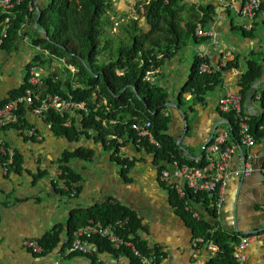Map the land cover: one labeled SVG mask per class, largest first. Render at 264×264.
Instances as JSON below:
<instances>
[{"label": "crops", "instance_id": "1", "mask_svg": "<svg viewBox=\"0 0 264 264\" xmlns=\"http://www.w3.org/2000/svg\"><path fill=\"white\" fill-rule=\"evenodd\" d=\"M125 1L117 0L114 3V9L121 13L119 15L133 11L137 5V0ZM185 2L196 12H199L197 7L201 4L215 7L212 22L203 29L217 32L218 43L213 46L208 38L188 40L183 48L159 67L160 74L155 84L166 92V102L177 103L184 115L171 105L161 110V114L169 118L167 135L178 147L180 161L198 163L212 131L217 127L228 129L218 100L226 93H238V80L246 70L241 66L246 65L250 56L264 52V1L250 32L239 29L240 21L237 18L240 19L238 13L242 0ZM224 2L228 4L227 7ZM28 31L30 33V29ZM8 48L0 50V101L7 99L9 91L24 84L26 67L37 52L30 34H22L14 46ZM201 53H205L207 59H202ZM223 56H227V62H232L235 67L228 70L219 68ZM197 58L199 62L206 60L215 72L219 71L222 80L218 87L205 93L198 102L191 93L183 91ZM60 64L53 59L52 69H47L44 77L51 71L54 73V68H60ZM261 84H264V72L253 86L252 93L259 92ZM183 100L189 104L186 105ZM249 100L252 107L248 108L246 100L244 113L252 117L260 116L258 102ZM23 106L25 118L41 139H30L23 131L14 129L0 131L1 144L19 152L22 157V170L18 174H4L0 160V264H93L95 259H99L100 264H130L131 258L125 253L99 252L93 244V260L82 254H67L69 221L79 216V212L107 201L129 209L141 220L142 229L137 234L149 250L159 252V264H207L211 253L203 247L193 246L196 233L191 218L174 207L167 188L159 180L162 170H172L170 158L157 156L153 146L148 149L138 140H128L127 135L122 138L106 137L107 141L116 140L119 145L123 143L117 151L115 146L104 145L97 140V135L91 131L80 133L70 141L66 137L56 136L51 125L44 122L43 116H34L26 105ZM77 116L75 112L70 122ZM77 149L91 150L93 157L90 160H69L67 166L77 176L79 185L77 197L70 199L60 192V183L55 178L63 154ZM240 149L254 160V170L245 178L240 174ZM240 149L235 146L229 164L232 174L226 180L224 203L215 219L209 207L197 205L203 221L232 238L241 233L264 231V135L253 146L242 145ZM123 157L131 161L128 163ZM121 160L123 163L120 164L118 161ZM124 165L129 167L126 169ZM35 178H39L36 183ZM53 230L58 231L60 237L55 249L37 255L23 247L24 240L38 241ZM245 254L248 264H264V241L250 242Z\"/></svg>", "mask_w": 264, "mask_h": 264}, {"label": "trees", "instance_id": "2", "mask_svg": "<svg viewBox=\"0 0 264 264\" xmlns=\"http://www.w3.org/2000/svg\"><path fill=\"white\" fill-rule=\"evenodd\" d=\"M32 4L33 0H23L15 7L6 38H2L3 21L6 14L0 9V50L8 48V46L9 48L13 47L20 35L30 34L32 45L34 48L39 47V50L32 62L27 65V72L34 64L44 68L49 66L53 59L63 60L59 68L62 74H48L42 78L43 89L33 88L36 94L35 104L38 105L39 101L48 94L62 96L69 94L74 102L84 104V110H76L78 116L72 118L69 127L64 126L65 117H60L53 111L44 114V122L51 125L52 132L56 136H63L71 141L78 134H86L91 131L97 135V140L104 145L115 146L117 151L123 143L119 145L116 140L107 141V136L122 138L127 135L128 140L136 141L138 138L136 132L131 128L132 124L148 121L151 124L150 132L161 146L160 149L154 147L156 155L170 158L171 162L172 159H175L183 163L178 156V147L167 135L169 118L161 114L167 94L156 84L150 85L145 82L143 76L152 63L159 68L165 60L170 59L183 48L188 40L198 41L199 39L194 35L195 29L198 24L207 27L212 22L215 7L210 4H201L197 7L199 12H196L186 4L185 0H144L142 9L147 31H143L137 21L130 18L129 23L120 29L126 35V40L114 44L108 39L101 21L102 16H106L107 23L105 24L112 26L111 18H108L110 14L115 13L112 0H47L44 8H41V4H39L37 6L39 8L37 29L46 32V36L32 29L38 18L37 8L34 7L33 10H30ZM223 4L228 6L225 2ZM139 9L137 10L139 11ZM261 11L262 6L257 14H260ZM238 15L240 16L239 13ZM182 16H186V18H182ZM241 24L239 29L243 31ZM28 29H30V33ZM252 56L247 59L246 70L241 74L237 85L243 109L248 97L252 100L255 99L259 104L260 116H250L249 120L250 133L254 141H259L264 135L262 131L264 126V88L252 94L251 91L263 75L264 52L254 55L257 59H252ZM203 61L206 62V60ZM199 63V59H195L192 74L183 90L191 93L197 102L201 101L205 93L212 91L222 83L219 71L199 74L197 72ZM68 66L73 67L74 72H71ZM231 67H235V64L227 62L224 69L228 70ZM117 72H121V75H117ZM28 86L26 75L24 84L18 89L9 91L7 99L0 101V108L8 101L20 98ZM23 105V103L19 104L17 124L2 128L0 131L14 129L21 132L22 129L33 128L25 118L26 110ZM223 115L228 123L230 136L236 140L237 125L233 113ZM141 145L148 149L151 148L144 140ZM0 149L6 151L8 148L2 143ZM92 157L93 152L84 149L63 154L59 161L60 170L64 174H62V179L65 180L68 190L60 189L61 193L68 196L71 184L78 182L77 176L67 166L69 160L75 158L90 160ZM6 158L7 156L1 155L0 152L1 162ZM118 162L123 163L122 160ZM185 164L201 167L204 161L201 160L198 163L190 161ZM21 166V154L15 151L11 167L12 173H20ZM39 178H35L34 182ZM167 190L174 207L183 212L182 201L178 199L175 192L168 188ZM77 192H79V187ZM187 198H190L198 206L200 204L208 206L209 201L205 194L196 196L190 194ZM79 213V216H73L74 218L69 221L68 247L71 243L72 233L85 226L89 220L108 225L116 220L128 218L124 228L120 230V234L125 239L132 236L131 241L141 254L148 256L153 253L160 256L156 249L149 250L139 238L137 233L142 229L141 220L129 209L107 201ZM191 222L196 236L203 237L207 242L211 241L218 249L207 264H236L233 259L234 248L232 245L238 241L237 237L232 238L221 230L212 229V225L203 220L196 222L191 219ZM38 243L42 247V254L55 249L60 243L59 232L53 230L46 233L38 240ZM92 244L99 252H123L124 255L131 258L130 264H139V260L126 248L114 250L107 240L98 237L92 240ZM89 257L92 260L94 258L93 256Z\"/></svg>", "mask_w": 264, "mask_h": 264}, {"label": "built area", "instance_id": "3", "mask_svg": "<svg viewBox=\"0 0 264 264\" xmlns=\"http://www.w3.org/2000/svg\"><path fill=\"white\" fill-rule=\"evenodd\" d=\"M22 1L23 0H0V9L3 10L4 14H6L3 21L4 27L2 29V38L7 37V29L11 21V16L13 15L12 12ZM263 1L264 0H242L239 17L243 20L241 24L243 31H252L258 17L257 12L262 6ZM38 5L39 3L37 4L36 0H33L30 10H33L34 7L37 8ZM36 11L38 16V9H36ZM33 29H35L34 24ZM194 35L197 38H208L213 46H216L218 43L217 32L213 30L205 31L200 24L197 25ZM35 50L38 51L39 47H35ZM200 56L202 59L207 58L205 53H201ZM55 60L63 62V60ZM226 63L227 56H223L219 68H224ZM68 69L71 72H74L73 67L68 66ZM43 72L44 75H46V69H43L37 64L32 65L29 71L26 72L29 86L25 89L23 95L18 99L8 101L0 108V129L17 124V113L19 104L21 103L26 105L34 116H43L44 114L53 111L60 117H65V127L70 126L71 116L75 114L76 110H84V104L74 102L69 94H66L65 96L59 94H48L39 101L38 105H36V94L34 93L33 88L36 87L43 89L41 75ZM197 72L199 74H210L215 71L210 68L207 62L203 61L199 63ZM159 74V68L155 67L152 63L149 69L145 72L143 80L150 85L155 84ZM117 75H121V72H117ZM218 107L222 114L233 113L237 125V139H232L230 136V129H219L217 127L214 129L212 136L204 149V154L201 159L204 161V164L201 167H194L172 159V170H162L159 175L160 182L169 190L175 192L178 199L182 201L183 212L188 214L190 218L196 222L202 220V217L200 212L197 210V204L190 198H187L188 195H207L209 201L207 208L209 207V209L213 212L214 216L212 217L215 219L224 203L223 188L226 185V180L232 174L229 164L234 153L235 146L239 149L242 145L251 147L256 142L254 141L249 129L250 116L244 113L241 96L238 93L230 92L223 95L218 100ZM150 126L151 124L148 121L144 123L137 122L133 123L131 128L137 134L138 143L141 144L142 140H144L149 146L160 149L161 146L159 142L150 132ZM23 132L25 133V136L30 139H41V136L37 134L34 128L30 130H23ZM0 152L1 155L7 156L6 160L1 162L3 172L4 174H10L12 172L11 167L13 166L15 151L8 148L6 151L4 149H0ZM123 160H126L128 163L131 161L127 157H123ZM241 160L242 168L240 170V174L243 178H245L253 172L254 160L251 155L245 154H241ZM124 168H126L125 165ZM62 174L61 170H59L56 174L55 181L60 183L59 187L61 190L67 191L68 187L65 184V180L62 179ZM236 174L239 173L236 172ZM78 187V182L71 184V189L69 190L68 195L70 199H75L77 197ZM127 221L128 218H124L122 220H116L112 224L103 225L100 222L89 220L85 226L76 229L72 233L71 243L67 249V254L76 253L85 256H93L94 251L92 250V240L95 237H98L107 240L114 250H120L121 248L129 249L133 256L139 260V264H158V258L160 260V256L153 253H150L148 256L141 254L131 241L132 236L125 239L120 234V230L124 228ZM237 238L238 241L234 244L233 259L236 264H248L247 256L245 254L246 247L252 241H264V231L256 230L248 232L246 234H241ZM192 244L194 247H203L207 249L211 253V257L213 256L212 253L218 250L215 244L211 241H205L201 236L194 237ZM22 245L26 250L32 252L33 254H42V247L39 245L37 240L27 239L23 241ZM93 264H100V260L95 259Z\"/></svg>", "mask_w": 264, "mask_h": 264}, {"label": "rangeland", "instance_id": "4", "mask_svg": "<svg viewBox=\"0 0 264 264\" xmlns=\"http://www.w3.org/2000/svg\"><path fill=\"white\" fill-rule=\"evenodd\" d=\"M113 1V0H112ZM117 0L113 1V4L116 3ZM125 0H123L124 3ZM143 1L144 0H137V5L135 7V9L131 12H126V14L123 15H119L121 13H119V10L114 9L115 13L114 14H110L108 16V18H111L113 15V19H111L112 21V26H107L105 23L107 17L106 16H102L101 21H102V27L106 32V35L108 37V39H110L114 44L118 43L119 41L124 42L126 40V35L122 32V30H120L124 25L129 23V18L134 17L138 23V26L143 30V31H147V25L145 24V21L143 19V12L141 11L142 6H143ZM126 2V1H125ZM47 3V2H46ZM138 8L139 11L137 10ZM118 15L120 16L119 19H117ZM182 18H186V16H182ZM237 18V17H236ZM235 18V19H236ZM237 21H240V24L243 22V20H240L239 18H237ZM106 37V38H107ZM104 56V55H102ZM252 59H255L256 57H251ZM61 66V64H60ZM246 65L243 64L241 66V69H245ZM48 69L49 71L52 69V65L50 64L49 66H45L43 69ZM53 71H51L49 74H52ZM59 72H62L59 68H54V73L59 74ZM42 77L44 76V72L41 74ZM264 88V84H261L260 90ZM183 102L188 105V102H185L183 100Z\"/></svg>", "mask_w": 264, "mask_h": 264}, {"label": "water", "instance_id": "5", "mask_svg": "<svg viewBox=\"0 0 264 264\" xmlns=\"http://www.w3.org/2000/svg\"><path fill=\"white\" fill-rule=\"evenodd\" d=\"M46 2H47V0H42V2L39 3V4H41V8H44V7H45ZM36 3L38 4V1H37V0H36ZM37 9H38V13H39V8L37 7ZM37 17H38V18H37V20H36L35 23H34L35 30H36L38 33H41L42 35L46 36V32H44L43 30L37 29V26H38V22H37V21H38V19H39V14H38ZM251 93H252V91H251ZM247 102H248V108L250 109L252 106H251V104H250L251 100H249V97H248V99H247ZM168 105L173 106L174 108L177 109V111H180V112H181V110H180L179 107L177 106V103L165 102L164 106H168ZM181 114L183 115L182 112H181ZM183 117H184V115H183ZM184 124H185V126H186V121H185V120H184ZM213 131H214V130H213ZM213 131H212V133H213ZM211 136H212V134H211ZM206 146H207V144H205V145L203 146L202 151H204V149L206 148ZM240 154H243L241 149H240ZM202 157H203V156H201V159H202ZM246 233H248V232H246ZM246 233H241V234H246Z\"/></svg>", "mask_w": 264, "mask_h": 264}, {"label": "clouds", "instance_id": "6", "mask_svg": "<svg viewBox=\"0 0 264 264\" xmlns=\"http://www.w3.org/2000/svg\"><path fill=\"white\" fill-rule=\"evenodd\" d=\"M258 99V98H257Z\"/></svg>", "mask_w": 264, "mask_h": 264}]
</instances>
